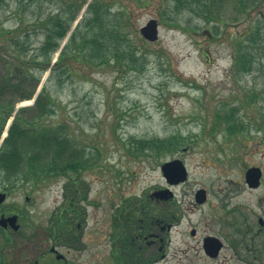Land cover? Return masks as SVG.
Wrapping results in <instances>:
<instances>
[{
  "label": "rangeland",
  "instance_id": "rangeland-1",
  "mask_svg": "<svg viewBox=\"0 0 264 264\" xmlns=\"http://www.w3.org/2000/svg\"><path fill=\"white\" fill-rule=\"evenodd\" d=\"M193 1L82 0L71 26V34H75L70 49L77 47L76 56L86 59L78 46L89 34L81 23L93 15L87 13L89 9L97 8L107 15L108 28L113 25L124 35V44L137 60L129 68L112 63L98 67L77 63L73 56L60 84L55 80L51 84L53 114L37 123L63 130L77 149L94 160L81 173L87 198L79 203L87 207L91 222L102 218L110 203L120 201L157 203L153 216H162L168 208L170 215L180 218V225L171 233L170 264L177 259L182 264L202 262L192 252L195 241L190 229L200 236L215 233L223 222L246 220L255 225L264 206L263 46L253 45L255 62L250 72L238 73L233 64L236 40L246 37L247 46L257 25L264 30V0H200L205 5L203 12ZM66 2L0 0V138L5 132L7 135L6 124L17 111L33 104V98L19 100L37 85L39 70L31 57L44 39L49 18L60 13ZM150 19L158 24V38L153 42L140 34ZM64 45L63 40L61 47ZM244 63L246 66V60ZM18 68L21 75L14 76ZM11 107L13 114L5 123ZM231 113L241 125L240 133L233 136L224 125ZM32 115L31 111L22 113V125ZM171 136L181 138V144L165 156L153 158L154 154L134 151L132 139ZM173 159L183 163L187 179L169 186L160 166ZM252 166L262 171L257 190H249L244 182V172ZM65 182L66 178H51L32 186L14 182L0 172V192L6 193L0 212L16 215L20 224L17 231L6 228L13 244L0 249V261L25 264L29 252L48 245L43 229L61 205ZM165 188L172 192L171 198L150 197ZM200 188L208 192L209 200L199 208L194 193ZM20 230L28 239L21 237ZM230 230L233 234L234 229ZM91 238L99 240L98 233ZM67 249L58 251L65 255ZM176 252L182 255L176 256ZM69 255H76L71 261L82 264H99L100 260L92 252ZM203 262L215 264L205 258ZM39 264L61 263L46 253Z\"/></svg>",
  "mask_w": 264,
  "mask_h": 264
},
{
  "label": "trees",
  "instance_id": "trees-1",
  "mask_svg": "<svg viewBox=\"0 0 264 264\" xmlns=\"http://www.w3.org/2000/svg\"><path fill=\"white\" fill-rule=\"evenodd\" d=\"M39 1V0H38ZM50 2L53 0H41ZM212 1V0H211ZM222 1V0H220ZM200 12L205 7L200 0L193 1ZM82 8V0H68L65 8L58 14L49 18V24L41 45L36 49L31 60L36 62L39 70L37 85L31 93L21 95L19 100H29L36 92L43 75L48 71L40 91L38 92L33 104L28 108H20L12 120L6 138L0 147V172L11 177L14 182L23 181L28 185L38 186L51 178H66L63 185V198L61 205L53 212L46 223L47 227L43 229L45 239L44 243H56L68 245L73 239V232L70 229L71 219L82 220L85 217L86 206L79 205L86 200V183L82 180L81 173L94 165L92 158H87L84 151L76 148L75 143L71 142L69 137L61 129L48 126H39L38 122L53 114L55 103L52 99L51 84L55 80L59 85L62 81V74L67 72L69 59L74 58L77 63L84 62L88 66H102L109 63L121 65L123 67H132L136 62L130 53L129 45L124 44V35L119 29H114L113 25L108 28L105 21L106 14L98 13L97 8L87 11L93 13L87 16L81 23L83 24L89 36L80 40L79 50H83L85 58L76 56V49H70L72 42V33L66 40L65 45L61 47V42L67 36L72 24L76 20ZM257 25L256 30L252 31L250 43L246 46V37L236 40L235 54L233 64L236 72L248 73L252 70L254 57L251 53L254 50V44H261L264 48V30L260 31ZM76 36V35H75ZM87 49V51H86ZM58 53L56 62L51 64L55 54ZM246 60V66L244 61ZM21 70L14 71V76H20ZM15 90L19 86H12ZM26 111H31L32 119L24 126L25 119L20 115ZM13 113V108L5 117L8 119ZM4 123V125H5ZM225 130L229 136L240 133V122L236 121L232 113L225 119ZM1 133V128H0ZM180 139L177 136H171L166 139L153 138L151 140L132 139L134 151L143 155H152L158 158L164 154L174 151L178 147ZM74 175V176H73ZM73 176V177H72ZM74 182H77L75 184ZM74 184V185H73ZM75 187V188H74ZM87 194V193H86ZM9 215V214H8ZM12 233V232H11ZM22 233L21 230L19 232ZM36 232L30 234L36 238ZM23 234V233H22ZM10 234L0 228L1 251L3 248H9L13 241ZM27 238V234H26ZM28 239V238H27ZM37 239V238H36Z\"/></svg>",
  "mask_w": 264,
  "mask_h": 264
},
{
  "label": "flooded vegetation",
  "instance_id": "flooded-vegetation-1",
  "mask_svg": "<svg viewBox=\"0 0 264 264\" xmlns=\"http://www.w3.org/2000/svg\"><path fill=\"white\" fill-rule=\"evenodd\" d=\"M261 177L257 187L247 185L246 187L249 190L259 189ZM204 191L205 201L201 204L195 201L196 192L194 193V202L198 207L209 200L208 192ZM150 197L158 198L152 194ZM171 197L172 193L167 194L164 200ZM161 203L166 206L172 204V202ZM156 204L143 201L110 203V207L104 208L103 217L94 222H91L87 216L86 207L85 217L82 220L71 219L70 229L73 232V239L70 244L67 246L53 244L48 250L36 249L34 252H29V257L24 259V263L39 264L40 258L48 253L54 257L56 263L79 264L78 261H71L76 255L69 254L80 255L92 252L94 256L100 257L99 264H159L161 262L170 264L171 233L180 225V218L172 213L170 215L168 208L163 209L162 216H153L157 210L154 208ZM0 215L5 214L0 213ZM255 220V225L246 220L243 223L223 222L215 233L211 231L200 236L194 228L190 229L189 235L195 241L192 252L197 257H201L202 261L196 264H204L203 258L215 264H264V206L261 209V215ZM230 229H234L233 234ZM97 233L99 240L92 239L91 237ZM47 246L41 245V247ZM60 246L68 248L65 255L58 251ZM175 255L182 254L176 252ZM2 263L1 260L0 264ZM176 264H182V262L177 259Z\"/></svg>",
  "mask_w": 264,
  "mask_h": 264
},
{
  "label": "water",
  "instance_id": "water-1",
  "mask_svg": "<svg viewBox=\"0 0 264 264\" xmlns=\"http://www.w3.org/2000/svg\"><path fill=\"white\" fill-rule=\"evenodd\" d=\"M140 34L144 39L150 42L156 41L158 38L157 21L154 19H150L144 26L140 28ZM3 138L4 136L1 138L0 144ZM160 170L167 184H178L179 182H184L187 178V170L179 159L164 162L160 166ZM260 177L261 171L257 167H250L245 172L246 184L249 187H257L259 185ZM167 194H171L169 190H161L154 192L152 196L158 197L160 199H166ZM204 196L205 191L203 189H199L195 193V201L199 204L203 203L205 200ZM5 197L6 196L4 193H0V204L5 200ZM0 226L4 228L9 226L12 230L17 231L19 228V224L17 223V216H1Z\"/></svg>",
  "mask_w": 264,
  "mask_h": 264
}]
</instances>
